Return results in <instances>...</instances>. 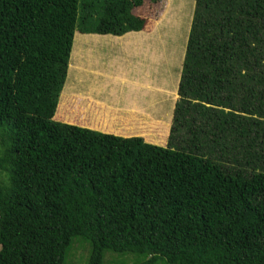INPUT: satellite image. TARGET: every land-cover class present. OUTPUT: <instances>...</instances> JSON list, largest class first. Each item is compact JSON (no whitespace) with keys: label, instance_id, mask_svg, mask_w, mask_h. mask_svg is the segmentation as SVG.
I'll list each match as a JSON object with an SVG mask.
<instances>
[{"label":"trees","instance_id":"trees-1","mask_svg":"<svg viewBox=\"0 0 264 264\" xmlns=\"http://www.w3.org/2000/svg\"><path fill=\"white\" fill-rule=\"evenodd\" d=\"M82 2L0 0V264H264V0H196L166 146L57 119L77 32L157 30Z\"/></svg>","mask_w":264,"mask_h":264},{"label":"crops","instance_id":"crops-1","mask_svg":"<svg viewBox=\"0 0 264 264\" xmlns=\"http://www.w3.org/2000/svg\"><path fill=\"white\" fill-rule=\"evenodd\" d=\"M154 32H129L122 36L92 33L81 35L85 38V41L87 38L94 39V46L90 45L87 48L82 45L81 56L83 58H81V61L79 58L81 71H87L83 68H90L94 72L83 76L82 79L74 78L76 77L75 73L80 71L72 72L74 65V49H72L69 62L70 74L67 75L58 106V110H65L69 103L74 105L72 106L74 109L68 112L71 117L70 120H72L71 124H79L82 127L112 133L117 136L131 137L140 135L130 136L120 133L124 131L121 130L120 126L123 123L126 125L128 119L130 121L132 119L141 120L142 123L144 120L155 121L164 118L165 97L162 94H157V91L161 90L164 92V88L161 86L164 75L160 78V56L162 55L164 61L165 55L163 51L160 53L156 50L157 43L149 38ZM86 43L88 42L86 41ZM98 44H104L105 46L101 49ZM114 54L116 55L114 56ZM125 55L131 60L129 63L133 65L132 70H137V72L134 75L128 73V62H124L121 63V68H119L122 76L119 77L117 74L110 75L114 71L111 64L117 60L116 56L126 57ZM144 60L145 63L142 62ZM181 61L182 59L179 61L181 65L176 83V95H178L182 71ZM149 64L150 69H148ZM143 65L147 66L146 72L142 70ZM157 95L159 96V102L152 99V97ZM150 100L151 103H149ZM175 103H177V99L172 102V111ZM100 111L105 116L102 117L101 122L97 120L100 119ZM108 122L111 124L110 128L107 125ZM94 124H98L100 128L94 126Z\"/></svg>","mask_w":264,"mask_h":264},{"label":"rangeland","instance_id":"rangeland-1","mask_svg":"<svg viewBox=\"0 0 264 264\" xmlns=\"http://www.w3.org/2000/svg\"><path fill=\"white\" fill-rule=\"evenodd\" d=\"M144 8L142 9V13L146 14V16H150L153 20H155V28L157 27V30L155 32L156 36L150 35V39H153V42L157 43L156 50L160 53H164L165 59L163 61L162 55L160 56V78L164 75V80L161 86L164 88V92L161 90L157 91V94H162L165 97L166 105L165 110L163 112V117L160 120L155 121H143L141 123V120L136 121L137 119H130L127 120L126 125L123 123L120 127L121 130H124L120 132L122 135H140L142 138L145 139V141L157 144V145H164L166 146L169 142V136L171 132V128L173 126V117H174V110L176 107V104L174 105V109L172 111V108L169 109L170 100L169 97H174L175 89H176V83L178 80V74H179V64L180 59L182 56V66L183 61L185 57L186 52V46L189 38V33L192 25V19L195 9V2L196 0H174V5L170 9L169 16L161 23L162 18L166 15L169 4L171 0H157V1H151V0H144ZM105 0H96V7L93 10V20H97L98 16H101L102 13V7L104 5ZM82 0H80L79 3V15H82L83 8L81 6ZM151 33V32H147ZM76 38L74 40V46L73 47V71H80L76 72V78L82 79L83 76L90 75L92 69L90 68H83L87 71H81V67L79 65V58L81 61V49L83 46H94V39L93 38H87L86 41L85 38L81 35V33L75 34ZM76 43V45H75ZM97 44V42H96ZM151 44V42H150ZM101 46V49L105 46L104 44H98ZM150 46V45H148ZM110 49V48H109ZM115 51V49H113ZM116 54H114L115 56ZM126 57L116 56L115 63L111 64V67H113L114 71L110 74H117V76H122L121 70V63L128 62V73L133 74L137 72V70L133 71L131 63H129V60L127 55ZM127 59V60H126ZM145 63V60L142 61ZM181 65V64H180ZM152 66V63H151ZM137 68V67H136ZM146 65H143V72H146ZM148 69H150V64L148 66ZM71 72V74H72ZM68 74H70V70H68ZM162 96V98H163ZM177 101L179 100V95H176ZM152 99L159 102V96L152 97ZM175 99V100H176ZM174 100V102H175ZM151 103V100L149 101ZM74 106L73 104L69 103L68 107H65V110H58L57 119L62 120L64 122L72 123V120H70L69 110L74 109L72 108ZM105 114H107L106 111H104ZM134 113V112H133ZM136 115V114H135ZM69 116V117H68ZM77 116V115H76ZM132 116V115H130ZM100 122L102 121V117H105L103 115V112L100 111L99 115ZM111 123V121H109ZM108 122L109 128L111 127V124ZM156 122V123H155ZM94 126H98V124H94ZM98 128H100L98 126ZM124 128V129H123ZM113 129V128H112ZM79 240V239H77ZM76 240V241H77ZM88 249H90L89 243H76L75 245V251L72 252L73 255L70 256L68 259V264H86V258L88 255ZM144 259L141 258L138 255L135 254H128L125 256L120 255H114L111 253H108L106 255V264H137L139 262H142ZM160 264H166L165 262H161Z\"/></svg>","mask_w":264,"mask_h":264}]
</instances>
